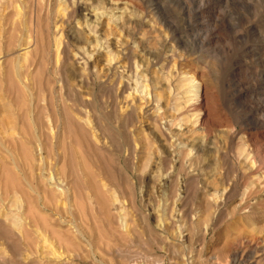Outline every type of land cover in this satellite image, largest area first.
<instances>
[{
  "label": "rangeland",
  "instance_id": "1",
  "mask_svg": "<svg viewBox=\"0 0 264 264\" xmlns=\"http://www.w3.org/2000/svg\"><path fill=\"white\" fill-rule=\"evenodd\" d=\"M0 18V264H264V0ZM28 209L62 239L27 245Z\"/></svg>",
  "mask_w": 264,
  "mask_h": 264
},
{
  "label": "bare ground",
  "instance_id": "2",
  "mask_svg": "<svg viewBox=\"0 0 264 264\" xmlns=\"http://www.w3.org/2000/svg\"><path fill=\"white\" fill-rule=\"evenodd\" d=\"M23 0H5V3L7 4V6H17V4L18 3H21ZM48 1V0H47ZM55 1V0H54ZM108 1H110V0H108ZM4 2V1H3ZM46 2V1H45ZM67 2V1H66ZM49 3H50V1H49ZM64 3H65V1H64ZM4 4V3H3ZM78 7V6H77ZM66 13V12H65ZM62 14V13H61ZM67 14H69V13H67ZM92 14V13H91ZM3 17V16H2ZM1 20H2V18H0ZM27 43H25L26 45H24L25 47L22 49V55H23V57L25 56V55H27V54H29L30 52H31V50H32V48L31 47H33L28 41H26ZM19 55V54H18ZM1 59L2 58H0V63L2 64V62H1ZM3 60V59H2ZM15 60H17V59H15ZM140 64V63H139ZM138 63H136V66H138L139 65ZM139 67H140V65H139ZM138 67V68H139ZM136 68V67H135ZM13 69H14V74H15V77H17V81H19L20 79H19V77H18V74H19V71H18V69L16 68V67H13ZM22 75V74H21ZM186 80V79H185ZM194 82V78L192 77V78H190V79H188L187 78V83L188 84H190V86L192 87L191 89L192 90H190V91H192V92H196V91H198L197 90V85L196 84H192ZM22 85V84H21ZM143 85H145V83L143 84ZM145 90H146V88H144ZM141 92H142V90H141ZM147 92V91H146ZM145 95H147L146 97H148V95H149V93H145ZM189 95V94H188ZM189 96H192V95H189ZM199 95H195L194 97H192V99L191 98H189V99H187L186 100V107H189L191 110H193V112H197V111H199V109H198V107H199V105H198V102L201 100V99H199ZM142 98H144L143 96H142ZM154 99H155V101L156 102H158V100L160 99V96L158 95V94H156L155 96H154ZM195 100V101H194ZM200 114V113H199ZM202 114V113H201ZM199 115L198 116V120L201 118V116L202 115ZM31 125V124H30ZM180 126V125H179ZM55 184V183H54ZM18 189H19V187H18ZM29 210V212L30 213H28V214H25L24 212L23 213H21V214H19V218H20V220H21V223L24 225H29V227H31V229H32V235L31 234H29L28 235V243H27V245H29L30 246V244H32V243H34V242H37V243H41L42 245H47L48 244V240H50L51 238H55V239H57V241L58 240H61L62 239V237H63V235H62V233H59V231L58 230H56V229H54V228H52V227H49V223H47L46 221H49V220H45L43 217H42V215L41 216H39V215H36V214H38V213H33V211L31 210V209H28ZM45 217V216H44ZM46 218V217H45ZM50 222V221H49ZM21 225V224H20ZM17 235H18V233H17ZM36 240V241H35ZM50 242V241H49ZM63 242V241H62ZM65 242H67L66 240H65ZM36 244V243H35ZM29 248V247H28ZM32 253V252H31ZM30 255H32V254H30Z\"/></svg>",
  "mask_w": 264,
  "mask_h": 264
}]
</instances>
